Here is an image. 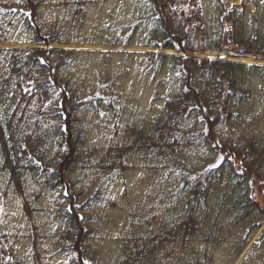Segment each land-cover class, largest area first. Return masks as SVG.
I'll return each mask as SVG.
<instances>
[{"label":"rangeland","instance_id":"374dc122","mask_svg":"<svg viewBox=\"0 0 264 264\" xmlns=\"http://www.w3.org/2000/svg\"><path fill=\"white\" fill-rule=\"evenodd\" d=\"M178 1L205 3L217 30L222 6L239 10L247 23L252 16L264 14V0H225L224 5L217 0ZM41 10L42 21L58 41H36L24 0H0V47L77 51L65 67L66 73L83 87L85 94L97 97L83 122L87 135L83 159L93 155L100 159L115 152L110 149L112 143H133L136 135L129 132L130 126L152 131L166 100L179 90L174 68L159 53L185 52L162 46L150 0H41ZM156 42L161 46H153ZM194 55L264 64V55L243 54L239 49L210 48ZM5 67L4 74L8 73ZM29 78L24 74L25 85ZM14 86H9L0 104L3 118L18 103ZM46 116L32 101L20 106L13 120L24 138L29 133L55 132L56 119ZM208 151L207 147L185 145L165 158L135 147L129 152L127 170L79 163L71 178L84 192L81 202L85 221L91 227L89 243L94 263L123 264L148 232L180 222L190 209L187 201L192 199L186 179L193 174L198 154ZM2 162L0 147V264H75L70 241L59 242L55 238L56 234L61 235L58 229L64 224L58 211L59 207L62 209L63 186L43 168L29 169L26 191L36 207L29 215L24 207L25 197L15 189ZM217 173L214 191L195 198L199 216L196 233L186 243L173 242L159 264H264L262 212L257 209L242 220L241 214L249 208L241 206L245 199L236 206L237 201L227 197L231 193L229 172L223 169ZM256 190L254 197L262 203ZM38 236L42 249L37 258L34 239Z\"/></svg>","mask_w":264,"mask_h":264},{"label":"trees","instance_id":"16d2710c","mask_svg":"<svg viewBox=\"0 0 264 264\" xmlns=\"http://www.w3.org/2000/svg\"><path fill=\"white\" fill-rule=\"evenodd\" d=\"M24 1L36 41H58L57 35L42 21L41 0ZM217 1L224 5L225 0ZM150 2L162 46L185 52L159 53L174 68L179 90L166 100L152 131L130 126L129 132L136 135L134 142L112 143L110 149L115 152L100 159L97 155L89 159L82 157L87 142L83 122L97 97L85 94L83 87L66 73L65 67L77 51L55 47H0V104L11 84L19 94L12 113L9 111L5 118L0 115L2 166L9 170L17 192L25 197L24 207L29 215L36 210L26 191L29 169L39 166L63 186L62 209L59 207L58 211L64 224L58 229L61 235L56 234L55 238L59 242L70 241L75 264H95L89 243L91 227L85 221L81 202L84 192L71 178L76 166L83 163L90 167L101 165L106 169L127 170L129 152L135 147L165 158L185 145L207 147L209 151L198 154L193 174L186 179L192 199L187 201L190 209L184 212L181 221L148 232L123 264H159L173 242L186 243L198 229L195 198L214 191L217 172L223 169L229 172L231 193L227 197L234 198L236 206L245 199L241 206L249 207L240 218L245 220L257 209L264 218V64L194 55L210 48L264 55V14L252 16L247 23L239 10L222 6L217 30L205 3ZM82 4L83 1L78 2V9ZM48 37L52 39L46 40ZM162 43L156 42L153 46L159 47ZM4 67L8 73H3ZM24 74L30 77L27 85L23 82ZM32 101L46 117L51 115L56 119L55 132L29 133L24 138L19 134L13 120L15 111ZM255 189L262 203L254 197ZM40 242L39 236L34 239L37 258L42 249Z\"/></svg>","mask_w":264,"mask_h":264},{"label":"bare ground","instance_id":"6f19581e","mask_svg":"<svg viewBox=\"0 0 264 264\" xmlns=\"http://www.w3.org/2000/svg\"><path fill=\"white\" fill-rule=\"evenodd\" d=\"M243 54H244V53H243ZM250 56H251V55H250ZM250 56L243 55L242 57H243V58H248V59H251L252 57L250 58Z\"/></svg>","mask_w":264,"mask_h":264}]
</instances>
